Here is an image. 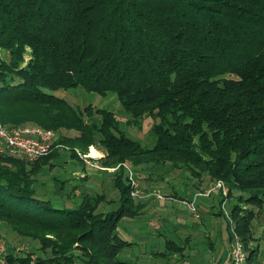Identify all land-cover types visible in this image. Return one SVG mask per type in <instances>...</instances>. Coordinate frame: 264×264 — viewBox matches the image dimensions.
I'll use <instances>...</instances> for the list:
<instances>
[{"label":"trees","instance_id":"1","mask_svg":"<svg viewBox=\"0 0 264 264\" xmlns=\"http://www.w3.org/2000/svg\"><path fill=\"white\" fill-rule=\"evenodd\" d=\"M75 88L114 95L127 126L151 117L153 144L130 138L113 111L59 95ZM0 122L73 131L57 139L70 158L82 162L73 148L95 146L100 165L120 164L102 170L115 199L86 190L74 201L86 176L53 178L59 194L38 181L60 149L33 162L0 155V222L38 243L39 264H138L120 257L134 243L118 224L144 206L123 163L223 181L219 214L235 197L230 219L252 264V219L264 206V0H0ZM24 256L7 258L28 264Z\"/></svg>","mask_w":264,"mask_h":264},{"label":"rangeland","instance_id":"2","mask_svg":"<svg viewBox=\"0 0 264 264\" xmlns=\"http://www.w3.org/2000/svg\"><path fill=\"white\" fill-rule=\"evenodd\" d=\"M59 95L63 96L72 106H74L75 108L78 107L80 109H82L85 105L87 104H93L95 107L98 108H103V109H107L110 111H113L115 113V115L117 116V118L119 120L122 121V128L126 131V134L132 138V139H137L139 141H141L144 145L146 146H151L153 144V136L152 133L150 131L151 125H152V119L149 116H145L141 122L139 123V127H135L134 125H129L127 126L124 122V120H126V115L121 111V106L118 102V100L116 99V97L114 95L108 94V95H100L98 93H87L85 91H83L81 88H75L72 89L68 92H59ZM21 125H32V124H21ZM7 127H12V125H6ZM57 133V139L61 136H74L76 133L73 131L67 132V131H55ZM95 149L98 153V155L96 156V158H102L104 153H100L103 152L102 150L98 149L95 146H89L88 148V152L90 150ZM80 150V149H79ZM82 153V149L80 150ZM95 152V151H94ZM60 156L57 159V164L55 163V165L52 168H48L45 167L43 170V173L40 174V176L38 177V181L39 183H41L42 185L40 186L41 188H44L43 190H47V192L52 193L53 191H56V188L54 189V185H53V178L57 177V178H61V179H65V178H69L70 176H73L76 178V175H72V171L74 169H76L77 167H75L74 163H70L73 162L72 159H70V153L68 150L64 149V150H60ZM91 153V151H90ZM62 157V158H61ZM98 159V160H99ZM129 165V164H127ZM131 167V166H130ZM131 169L134 171V169L131 167ZM148 171H150L152 173V175H148ZM147 172H142L141 174H136L135 172V180L138 183V187L141 191V197L137 198L138 200H142L143 196L149 192H159L161 193V195H167L168 193H171V188L177 190L179 189L182 185L185 186H190L192 184H195L196 182H198V176L192 174L189 170H178L175 168H172L170 166V164H166L163 167H151ZM159 174V175H157ZM104 176V177H103ZM147 176H149L150 178H146ZM203 177H206L207 175L203 174ZM91 181H88L87 186H85L86 184L84 183L85 187H82L81 189H79V191H76L75 196H74V201H78L80 199L79 197V192L81 193L82 191H89V192H96V193H103L108 199H115L116 197V193L115 190L113 189V185L112 182L109 179V176L106 177L105 175H102V177L100 176H90L89 177ZM87 179V178H86ZM208 179V176H207ZM68 187H66L67 189L70 188L71 184L75 183L73 180H69L68 181ZM57 188L59 186H56ZM145 188V190H143ZM57 194H59V191H56ZM188 193V192H187ZM185 195L186 197V194ZM218 193V192H215ZM239 194V192H235V195ZM218 195V194H217ZM246 195V193L244 194ZM226 196V195H225ZM202 199H200L201 202ZM225 210L227 211V213H229V203L230 205L232 203L236 202L235 197L231 198V199H225ZM116 203V202H115ZM114 202L113 203H106L104 205L105 209H114L116 208V204ZM182 203V202H181ZM167 209L168 211L171 212V200L167 202ZM174 205L179 209L180 214H182L184 216V218H188L189 220H194L195 218L193 217V215H195L194 212H191L188 207L182 206L181 204L174 203ZM197 205V212L198 213V203H196ZM214 208H215V204ZM204 205H201L200 203V207L199 209L202 210V212L205 213V215L207 214L206 211H208V209L205 208ZM212 209V208H211ZM256 210V208H254ZM149 210H146L145 215H143V224L141 223H136L137 220L139 219H131V218H123L117 227V231L119 233V235H121L123 238L127 239L128 241H133L135 244L132 246V248L125 250L124 253H122L120 255L121 259L125 260V261H129V262H136L138 264H166L167 261L171 262V252H169L167 255L165 256H159L156 257L155 259H150L148 257V260H145L147 262H143L142 260L144 259L143 256H145V254H143L141 252V249H146V251H150V250H155L156 252H162L165 249V243L167 240L170 239L171 235H169L167 232H164L163 229H159L162 226V222L160 220V216H155V219L157 221V225L154 224V220L149 219ZM158 215H163L161 213H159ZM209 216V215H207ZM218 219L221 221L220 223V227L222 228V232H223V236H224V240L226 239L227 236V225L224 221L223 218H219ZM215 221V220H214ZM171 224V220L169 222ZM138 224H140V226H138ZM159 225V228H158ZM167 225V224H166ZM165 227V226H164ZM252 231L254 234V237L256 238L253 241H249L248 245L249 246H253L254 244H258L259 248H258V253L253 257L252 259V264H257V262L260 259L261 256V252H262V239L264 237V206L262 207V211H258V213L256 214V216L252 219ZM135 229L136 231H148L150 233V237L151 240H155V243H153L154 241H151V243H153V248L150 249L149 246H141L142 242L147 241L146 238H142L140 241L138 240V238H135L134 236H128V233L131 231L133 232ZM155 229H159V231H161V234H158V232ZM206 230L202 227L201 232L204 233ZM259 234V235H258ZM262 238H261V237ZM0 237L2 239L5 240L6 244L9 246L10 250L8 251L9 254L15 253V254H20V252H18V250H20L21 248L23 250L28 249L29 251H35L37 250L38 247V243L36 241H32L30 239L27 238H23L20 237L19 235H17L14 231L10 230L7 225H5L3 222H0ZM140 249V251H139ZM198 253H195L196 258L198 259L199 256L202 257L200 248L199 250H197ZM167 252V251H166ZM38 253V252H37ZM193 255V253H191V256ZM199 255V256H198ZM202 259H206V258H202ZM153 260H155V262L153 263ZM198 262V261H196Z\"/></svg>","mask_w":264,"mask_h":264},{"label":"crops","instance_id":"3","mask_svg":"<svg viewBox=\"0 0 264 264\" xmlns=\"http://www.w3.org/2000/svg\"><path fill=\"white\" fill-rule=\"evenodd\" d=\"M100 153L103 152L100 151ZM62 155H59V157ZM72 161L73 162L70 163H74L75 167H77L72 171V175H76V178L86 176L87 179L84 182L86 184L85 186L90 184L88 183V181H91L89 178L91 175L100 177L104 175L102 170L87 167L85 164L83 166L81 164L82 162H79L76 159H72ZM55 163L57 164V160L55 161ZM197 178L198 182H196L195 184H192L190 186L182 185L177 190L171 188V193H168L167 195H161V193L154 190L153 192L147 193V195L145 194L142 200H140L144 204L143 211L140 216L134 219H139L136 223L143 224L144 222L142 220V217L143 215H145L146 210H149V219L154 220L155 216H160L162 226L159 228L158 225V228L160 230L163 229L164 232H167L169 235H171L170 239L166 241H171V264H229L231 234L228 228L227 219L224 215L219 214V200L221 191L219 189H214L208 195H198L196 197V203H198V213H195V215H193V217L195 218L194 220L184 218V216L180 214L179 209L174 205V203L178 202L182 206H185V200H192L195 194L199 192H206L213 186L214 181H212L209 177L208 179L207 176H199ZM143 190H145V188ZM185 193H187L186 197L185 195H183ZM200 199H202L201 202ZM170 200L171 212L167 209V202ZM200 203L201 205H204L206 209L209 208L208 211H206V215L204 212H202V210L199 209ZM213 204H215V208ZM159 213L163 215H158ZM218 217L224 219L228 228L225 240L222 228L220 227L221 221L218 219ZM170 220L171 224L169 223ZM154 224L157 225L156 220H154ZM138 226H140V224H138ZM202 227L206 230L204 233L201 232ZM159 229L155 230L158 232V234H161V231H159ZM128 236H134L135 238H138L139 241L142 238H146L147 241L140 243L142 244V247L148 245L149 248L152 249L153 243H155L154 239L151 240L150 233L148 231L135 232L134 229L133 232L130 231L128 233ZM151 241L154 242L151 243ZM177 248V251H173ZM199 248L202 257L198 255L199 258L195 259L197 256V254L195 256V253H198L197 250H199ZM166 250V247L162 252H156L155 250L146 251L145 248L141 249V252L145 254L142 261L144 262L145 260H148V257H151V260L155 259L158 256L160 258V256H164ZM191 253H193L192 256ZM203 257L206 259H202ZM154 262L155 260H153V263Z\"/></svg>","mask_w":264,"mask_h":264},{"label":"built area","instance_id":"4","mask_svg":"<svg viewBox=\"0 0 264 264\" xmlns=\"http://www.w3.org/2000/svg\"><path fill=\"white\" fill-rule=\"evenodd\" d=\"M54 148L60 150H69V147L57 142V133L51 129H44L36 125H19L13 127H7L0 122V155H20L27 162H33L43 156L48 155ZM73 151L78 156V158L90 168H95L98 170H116L120 164L115 167L105 168L99 164L96 156H92L89 153H82L78 148H73ZM126 170L127 181L130 186V194L132 197H141V191L139 185L135 180L134 172L131 167L127 164H122ZM219 189L223 196L226 195L225 184L221 180H217L213 183V186L206 192H199L195 194L192 200L184 201L185 205L191 212H197L196 197L198 195H208L212 190ZM226 200L221 203V210L223 215L229 223V229L231 234V242L229 249V264H247V252L241 241L239 235L234 231L232 226V221L230 219L229 213L225 210L224 204ZM262 252L260 256V261L257 264H264V238L262 239ZM9 246L6 244L5 240L0 237V264H24L20 260L10 262L7 256ZM20 252V257H25L24 255L29 254L28 264H39L37 262V256L31 254L28 249L23 250L22 248L18 250ZM44 264H65L58 262H44Z\"/></svg>","mask_w":264,"mask_h":264},{"label":"bare ground","instance_id":"5","mask_svg":"<svg viewBox=\"0 0 264 264\" xmlns=\"http://www.w3.org/2000/svg\"><path fill=\"white\" fill-rule=\"evenodd\" d=\"M98 153H99V152H97V151H95V152L93 151V152H91V155H92V156H97Z\"/></svg>","mask_w":264,"mask_h":264}]
</instances>
